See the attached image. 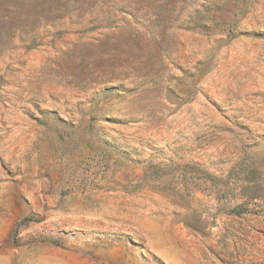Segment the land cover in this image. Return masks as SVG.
<instances>
[{
  "label": "rangeland",
  "instance_id": "rangeland-1",
  "mask_svg": "<svg viewBox=\"0 0 264 264\" xmlns=\"http://www.w3.org/2000/svg\"><path fill=\"white\" fill-rule=\"evenodd\" d=\"M0 264H264V0H0Z\"/></svg>",
  "mask_w": 264,
  "mask_h": 264
}]
</instances>
